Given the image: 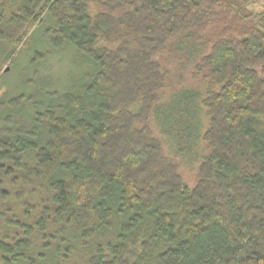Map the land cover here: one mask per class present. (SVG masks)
<instances>
[{"label":"trees","instance_id":"trees-1","mask_svg":"<svg viewBox=\"0 0 264 264\" xmlns=\"http://www.w3.org/2000/svg\"><path fill=\"white\" fill-rule=\"evenodd\" d=\"M257 1L0 0V65L45 30L42 51L71 47L94 68L39 99L0 86V264H264ZM168 60L209 86L193 186L150 123L160 113L170 128L182 110L177 134L200 129L198 92L157 108Z\"/></svg>","mask_w":264,"mask_h":264},{"label":"rangeland","instance_id":"rangeland-1","mask_svg":"<svg viewBox=\"0 0 264 264\" xmlns=\"http://www.w3.org/2000/svg\"><path fill=\"white\" fill-rule=\"evenodd\" d=\"M253 9L257 12H264V0H258ZM46 23L49 24V21H46ZM44 31L39 30L35 35L31 48L28 50L24 49L23 52L19 53L15 65L11 64V62L0 65L2 70L0 74H3V76L7 74L0 84L3 89V95L5 94L4 91L10 89L14 94H20L24 91L32 93L35 98L39 99V91L42 88L58 91L73 89L77 87L83 78L89 77V75L84 76V74L88 72V74H92L94 70L93 66L78 56L79 54L71 47L60 51H53L50 47L46 46L44 51H42L43 41L41 37ZM43 53H46V55L39 57ZM162 57L165 59L164 56ZM30 60H33V66L29 67ZM168 61L166 63L165 61L162 62V65L164 69L170 72L167 82L169 88L164 90L163 100L157 108L162 111L168 109L170 112L175 105H172L173 99L179 98L185 92H190L194 98L193 94L198 92V110L195 118L196 124L199 125L200 129L198 134H194L188 139L183 137L182 133L177 134L179 128L182 127L179 125L181 122L178 121L181 120L182 110H178L176 113L175 110L171 112L176 114L177 123H174L170 128L162 127L161 124L165 126L166 121L164 117L162 119L160 113L153 115L150 123L155 136L163 142L165 154L180 161V171L184 181L193 186L197 180L198 167L203 157L209 151L202 138L204 132L209 127V117L201 103L209 86H207L205 81H200L194 77L191 73L194 69L193 66ZM7 69L9 71L5 72ZM188 98L185 96V99L180 98L177 101H182L183 103L185 100L188 104L190 102ZM191 126L189 125L188 129L185 128L184 130L190 132ZM2 206L0 205V213L4 211V207Z\"/></svg>","mask_w":264,"mask_h":264},{"label":"water","instance_id":"water-1","mask_svg":"<svg viewBox=\"0 0 264 264\" xmlns=\"http://www.w3.org/2000/svg\"><path fill=\"white\" fill-rule=\"evenodd\" d=\"M7 71H8V69H7Z\"/></svg>","mask_w":264,"mask_h":264}]
</instances>
